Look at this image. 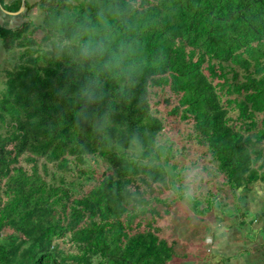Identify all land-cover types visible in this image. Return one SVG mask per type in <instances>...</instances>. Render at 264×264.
I'll use <instances>...</instances> for the list:
<instances>
[{"label":"trees","instance_id":"16d2710c","mask_svg":"<svg viewBox=\"0 0 264 264\" xmlns=\"http://www.w3.org/2000/svg\"><path fill=\"white\" fill-rule=\"evenodd\" d=\"M129 3L151 10L148 45L164 48L167 65L157 77L163 86L150 110L129 109L127 117L154 131L163 128L176 146L178 167L187 159L199 165L200 188L206 191L195 194L197 213L214 207L224 211V189L264 187V0ZM12 39L5 36L4 46ZM42 71L43 76L32 69L18 74L10 88V97L17 89L38 93L41 106L33 113L38 125L29 116L19 117L21 105L31 108L23 95L0 97V264H175L187 259L193 250L179 252L172 223L177 199L150 190L146 210L135 212L119 192L138 177L126 174L120 160L109 156L103 171H96L74 146L68 128L48 134L63 68L50 65ZM175 139L194 148L186 151L188 145L179 146ZM227 212L235 220L242 217L240 226L245 216L252 217L251 223L258 216L246 208L239 215ZM64 237L73 250L55 243Z\"/></svg>","mask_w":264,"mask_h":264},{"label":"clouds","instance_id":"9594fccd","mask_svg":"<svg viewBox=\"0 0 264 264\" xmlns=\"http://www.w3.org/2000/svg\"><path fill=\"white\" fill-rule=\"evenodd\" d=\"M151 23V10L129 0H0V97H10L12 81L28 69L43 76L42 69L62 66L48 134L68 128L74 146L93 163L109 156L120 160L126 174L138 177L119 192L135 212L146 210L150 190L192 203L203 182L197 163H173L176 146L163 128L154 131L127 117L129 109L148 112L163 86L157 77L167 53L149 47ZM9 35L13 39L5 47ZM18 95L31 104L21 105L19 117L38 125L33 114L41 106L38 93L17 89L10 98Z\"/></svg>","mask_w":264,"mask_h":264},{"label":"rangeland","instance_id":"374dc122","mask_svg":"<svg viewBox=\"0 0 264 264\" xmlns=\"http://www.w3.org/2000/svg\"><path fill=\"white\" fill-rule=\"evenodd\" d=\"M175 141L179 143V146L188 145L186 151L191 152L194 148L193 144L184 140L175 139ZM191 158L195 159L196 155L192 153ZM189 162L190 160L187 159L186 164ZM104 164V161L93 163L89 159V166L96 171H103ZM88 183V180L84 181V185ZM75 188V193H77V185ZM205 191L206 186L199 188L196 194L205 193ZM224 197L223 202L226 203L224 211L214 207L205 214L197 213L192 208V203L177 200L172 214V223L180 241L179 252L185 253V251L192 249L193 252L196 251V254L189 252L187 259L183 257L175 261V264H225L226 255L239 254L245 251H264V232L261 230L264 225L263 185H253L249 190L242 189L232 192L224 189ZM244 208L249 209L256 216L258 215L257 220L251 223L252 217L250 215L245 216L246 223L244 222L245 224L240 226L238 221L242 217L235 220L233 214L225 215L229 210L237 215L242 214ZM55 243H58L59 247L64 250H73L74 248L68 237L59 238L55 240Z\"/></svg>","mask_w":264,"mask_h":264},{"label":"crops","instance_id":"0c3cea01","mask_svg":"<svg viewBox=\"0 0 264 264\" xmlns=\"http://www.w3.org/2000/svg\"><path fill=\"white\" fill-rule=\"evenodd\" d=\"M5 2L11 3V0H5ZM261 230L264 232V225ZM225 260V264H264V251H245L239 254L226 255Z\"/></svg>","mask_w":264,"mask_h":264}]
</instances>
